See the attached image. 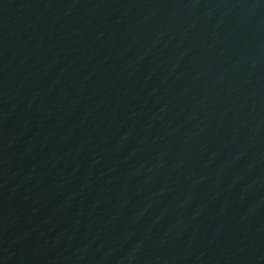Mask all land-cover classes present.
Instances as JSON below:
<instances>
[{
	"label": "water",
	"instance_id": "1",
	"mask_svg": "<svg viewBox=\"0 0 264 264\" xmlns=\"http://www.w3.org/2000/svg\"><path fill=\"white\" fill-rule=\"evenodd\" d=\"M0 264H264V0H0Z\"/></svg>",
	"mask_w": 264,
	"mask_h": 264
}]
</instances>
